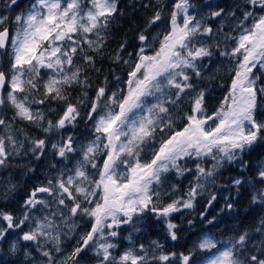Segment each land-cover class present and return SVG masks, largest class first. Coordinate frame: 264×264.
Listing matches in <instances>:
<instances>
[{"label": "snow or ice", "instance_id": "6c2138e0", "mask_svg": "<svg viewBox=\"0 0 264 264\" xmlns=\"http://www.w3.org/2000/svg\"><path fill=\"white\" fill-rule=\"evenodd\" d=\"M130 10L0 0V264H264V0Z\"/></svg>", "mask_w": 264, "mask_h": 264}, {"label": "trees", "instance_id": "16d2710c", "mask_svg": "<svg viewBox=\"0 0 264 264\" xmlns=\"http://www.w3.org/2000/svg\"><path fill=\"white\" fill-rule=\"evenodd\" d=\"M129 3H125V0L119 3V6L121 8L122 11H124V16L121 17L117 23H116V27H115V32L116 34H119V32L121 31V24L123 25L124 23H127L128 18L130 19L132 15H134V13L131 12L130 7L131 4ZM139 7V5L137 4V8ZM239 163V161L236 162V164ZM233 167L231 165H229L225 170H232ZM225 185V179L222 176L218 182H217V186H223ZM208 213L209 215H213L216 213H219V208H216V206L214 205L212 209H208ZM254 213L253 212H245L243 208L240 209V215L236 216V217H227L224 216L223 214H220L217 217V225L214 227L212 225H209L207 227V230H211L213 233H217L219 234V232H226L229 235H231V230H235L238 229L239 227H241L242 225H247L248 223L251 222V219L253 217Z\"/></svg>", "mask_w": 264, "mask_h": 264}, {"label": "bare ground", "instance_id": "6f19581e", "mask_svg": "<svg viewBox=\"0 0 264 264\" xmlns=\"http://www.w3.org/2000/svg\"><path fill=\"white\" fill-rule=\"evenodd\" d=\"M129 1L131 2V4H132V3H136V4L139 5V0H129ZM131 4H130V5H131ZM129 20H130V19L128 18L127 23H124L123 25L121 24V28H120V29L127 27V24H128V21H129Z\"/></svg>", "mask_w": 264, "mask_h": 264}, {"label": "rangeland", "instance_id": "374dc122", "mask_svg": "<svg viewBox=\"0 0 264 264\" xmlns=\"http://www.w3.org/2000/svg\"><path fill=\"white\" fill-rule=\"evenodd\" d=\"M211 190V189H210ZM185 225V224H184ZM201 229H203V226H201ZM193 231L198 232V231H205V230H200L199 226L198 227H194Z\"/></svg>", "mask_w": 264, "mask_h": 264}]
</instances>
